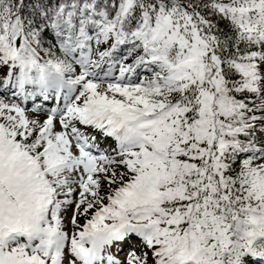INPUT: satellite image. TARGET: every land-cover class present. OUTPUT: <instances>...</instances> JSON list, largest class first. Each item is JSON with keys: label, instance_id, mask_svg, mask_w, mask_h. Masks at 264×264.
<instances>
[{"label": "snow or ice", "instance_id": "1", "mask_svg": "<svg viewBox=\"0 0 264 264\" xmlns=\"http://www.w3.org/2000/svg\"><path fill=\"white\" fill-rule=\"evenodd\" d=\"M0 264H264V0H0Z\"/></svg>", "mask_w": 264, "mask_h": 264}]
</instances>
